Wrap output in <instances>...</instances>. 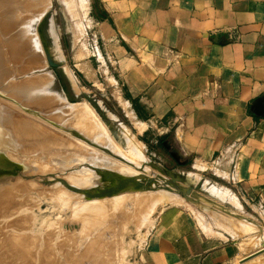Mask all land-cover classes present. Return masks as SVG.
Instances as JSON below:
<instances>
[{"label": "rangeland", "instance_id": "374dc122", "mask_svg": "<svg viewBox=\"0 0 264 264\" xmlns=\"http://www.w3.org/2000/svg\"><path fill=\"white\" fill-rule=\"evenodd\" d=\"M63 1L68 2L71 8L70 14L66 15L68 20L60 7ZM41 3L43 5L39 3V6H34L35 9L25 4L27 10L21 16L22 21L17 23L19 26L16 25L14 29L8 24L12 31L6 29L5 34L3 31L0 33L1 54H5L7 49L3 45L10 38L17 40L20 36L19 40L24 42L29 51L23 56L26 58L24 68L21 64L11 63L8 58L3 63L8 70L3 68L0 75L4 76L2 79L9 78L2 86L12 81L28 83L33 79L34 85L47 99L40 104L45 107L26 109L16 101L10 102L0 91V125L2 121L4 127L9 124L5 128H14L15 125V129L11 128L10 132L12 136L17 135L13 139L9 135V146L0 148V201L5 195L10 200V194H16L12 202L0 207V248L4 246L5 252L0 255V263L41 264V252L45 248L51 250L52 257L55 256L53 264H142L145 238L155 217L160 210L172 204L189 210L202 231L220 237H224L225 232L239 239L240 247L248 253L246 256L254 253L264 242V228L259 230L257 223L251 220L253 217L241 215L233 208L235 205L231 201L228 202L232 204L230 206L203 192L201 188L205 183L215 187L224 186L222 181L212 175L208 169L210 165L195 162L190 156L182 154L171 133H164L160 125L151 123L144 111L141 110L144 117L138 115L136 103L125 94L116 67L105 56L101 30L92 13L93 0H85L82 4L78 0H42ZM5 6L0 5V27L2 24L6 26V13L11 8ZM51 14L56 28L51 27L50 30L48 24ZM2 16L6 20L1 21ZM39 25L49 53L60 63V67L47 64L36 30ZM20 27L24 32H21ZM24 33L28 36H22ZM58 52L63 57L59 58ZM16 62L20 63L21 60ZM22 68L25 70L21 72ZM6 72L11 73L12 78ZM10 113L16 116L12 118L14 120L8 121ZM20 118L21 122L38 123L42 133L56 134L58 141L62 140L61 143L52 141L55 143L50 142L49 147L36 150H28L19 145L17 137L22 127ZM119 126L124 127L128 138L133 137V142L143 144L147 162H138L128 156L124 159L120 155L123 152L116 150L122 145L116 129ZM6 133L3 127L0 128V139L1 134ZM96 136L99 141H94ZM102 139H108L109 145L103 144ZM163 140L177 154L178 160L163 148ZM50 147L66 151L74 161L54 164L48 152ZM96 161H102L103 164ZM119 166L126 167L127 172H117ZM164 170L184 172L188 178L191 174L190 177H198L196 184H200L199 189L191 188L196 195H192V191L184 192V188L190 189L185 177L173 182ZM211 170L219 178L227 179V173L220 167L212 166ZM93 203L100 208L88 209ZM23 217L26 221L22 220ZM13 236L21 240V245L25 238L24 244L30 241V244L36 246L35 259L25 251L21 252L23 247ZM10 243L13 246L10 247ZM11 248H15L14 252ZM16 249L22 254H18L19 250ZM10 251L12 255L8 253ZM24 253L28 257H24ZM242 259L236 260L235 264H247L249 261H240ZM248 264H264V256Z\"/></svg>", "mask_w": 264, "mask_h": 264}, {"label": "crops", "instance_id": "0c3cea01", "mask_svg": "<svg viewBox=\"0 0 264 264\" xmlns=\"http://www.w3.org/2000/svg\"><path fill=\"white\" fill-rule=\"evenodd\" d=\"M96 1L105 56L127 97L182 154L210 165L262 230L264 116L250 104L264 95V0ZM223 234L169 205L145 238L142 264H234L248 254Z\"/></svg>", "mask_w": 264, "mask_h": 264}, {"label": "bare ground", "instance_id": "6f19581e", "mask_svg": "<svg viewBox=\"0 0 264 264\" xmlns=\"http://www.w3.org/2000/svg\"><path fill=\"white\" fill-rule=\"evenodd\" d=\"M41 1L42 0H0V5H6L7 7L8 6H10L11 8H10V11L9 10H7L8 11V13H6V14H8L7 16H6V19L5 18H3V16L1 17V21L3 20L4 21V19L6 20V21H8V22H6L5 21V23L4 22H2V23H4V24H6V26L4 25V26H2L1 25V29H0V33L3 31L4 32V34H5V32H7V30L9 29V26H8V24L9 25H11L12 27H14V29H15V26L17 25V26H19L18 24H19V22H20V20L22 21V15H23V12L24 11H26L27 9L25 8V4H29V6H27L28 8H34V6L36 7L37 6V4H38V6H39V3H40V5L42 4L41 3ZM44 1V0H43ZM79 1V3L80 4H82L85 0H78ZM43 5V4H42ZM5 6V7H6ZM33 6V7H32ZM45 6H47V5H45ZM2 7V6H1ZM60 7H61V10H62V12H63V14H64V17H65V19H67L68 20V18H67V16L70 14V10H71V8H70V6L68 5V2H65V1H63V2H61L60 3ZM38 8V7H37ZM36 8V11L38 12V9ZM45 8V7H44ZM49 8V7H48ZM47 8V9H48ZM51 8V7H50ZM2 9H4V8H2ZM35 9V8H34ZM40 10H42V9H39V11ZM30 11H31V9H30ZM30 13H32L33 14V12L31 11ZM45 13V12H44ZM34 14H36L35 12H34ZM53 14V13H52ZM52 14H51V18L49 19V24H48V29H52L53 27L54 28H56V25H55V22H54V18H53V16H52ZM1 15H4L3 13L1 14ZM67 15V16H66ZM37 16V15H36ZM47 17V16H46ZM31 18V17H30ZM32 19V18H31ZM34 21V25H35V21H36V19H34L33 20ZM18 23V24H17ZM31 24H32V22H30ZM30 24V25H31ZM29 25V26H30ZM16 26V27H17ZM33 26V25H32ZM23 27V26H22ZM31 27V26H30ZM33 27H36V26H33ZM52 27V28H51ZM21 28V27H20ZM24 28V27H23ZM32 28V27H31ZM30 28V29H31ZM7 29V30H6ZM22 29V28H21ZM21 29H19L18 28V30L20 31ZM35 29V28H34ZM4 30H6V31H4ZM9 30H11V29H9ZM8 30V31H9ZM18 30H16V31H18ZM24 29H22L21 30V32L23 31ZM37 31H38V26H37V29H36ZM12 31V30H11ZM18 31V32H19ZM24 32V31H23ZM39 32V31H38ZM7 34V33H6ZM10 34V33H9ZM21 34V33H20ZM19 34V35H20ZM25 34V33H24ZM17 35V34H16ZM18 36V35H17ZM22 36H24V37H27L28 35H22ZM39 36H40V34H39ZM24 37H22V38H24ZM20 38H21V36H20ZM19 38V39H20ZM18 38H17V40L16 39H14V38H10L4 45H3V47H6V52H5V54H1V52H0V72L3 70V68H4V65H3V63L5 62V61H7V58L10 60V62L11 63H15V64H21L22 65V67L24 68V65H26V58H23V56L24 55H26V52L28 51L27 50V46L24 44V42L23 41H21V40H19ZM40 39H41V37H40ZM27 41V40H26ZM27 44V43H26ZM47 48H48V46H47ZM25 51V52H23L22 53V51ZM29 52V51H28ZM33 52V51H32ZM48 52H49V50H48ZM50 54V53H49ZM51 55V54H50ZM57 56L59 57V58H61V56H62V54L60 53V52H58L57 53ZM51 57H52V55H51ZM63 57V56H62ZM18 60H21V62L20 63H17L16 61H18ZM55 60V59H54ZM56 61V60H55ZM56 62H58V61H56ZM59 63V62H58ZM9 64V63H8ZM6 68V67H5ZM4 68V69H5ZM22 68V70H21V72L23 71V70H25V69H23ZM27 68V67H26ZM7 69V68H6ZM6 69H5V71H6ZM8 70V69H7ZM8 72V71H7ZM7 72H6V74H7ZM12 72V71H11ZM18 72H20V71H18ZM65 72V71H64ZM13 73V72H12ZM25 73V72H24ZM5 74V73H4ZM3 74V75H4ZM5 74V75H6ZM64 74H66V73H64ZM7 75H10L11 76V73L9 74H7ZM15 75V74H14ZM0 76H2V74L0 75ZM16 76V75H15ZM4 76H2L1 78H0V80L3 78ZM6 77V76H5ZM8 78H9V76H8ZM7 77H6V79H8ZM10 78H12V76L10 77ZM13 78H14V76H13ZM6 79H2V81H0V86H2V84L5 82V80ZM33 80V79H32ZM31 80V82L33 83V81ZM13 82V81H12ZM8 83L7 85L5 84L4 86H2L1 88H0V91H1V94L3 95V94H5V95H3V96H7L6 98H8L9 100H10V102H17L18 103V105H21V107H24V108H26L27 109V107H31V109H32V107H34L35 109L37 108H40L41 107V103H43V101H46L47 99H44L45 97H44V95L43 94H41L40 92H39V90H38V87L36 86V85H34V83L32 84L31 82H30V80L28 81V83H27V81H26V83H18V82H20V81H17L16 83H15V81L13 82V83ZM30 83V84H29ZM54 93V92H53ZM4 102V101H3ZM101 103V102H100ZM14 104V103H13ZM41 104V105H40ZM6 105V104H5ZM7 106V105H6ZM0 107H1V105H0ZM8 107L10 108L11 107V105L10 104H8ZM42 107H45V106H42ZM41 107V108H42ZM13 108V107H12ZM47 108V107H46ZM45 108V109H46ZM25 109V110H26ZM44 109V108H43ZM44 109V110H45ZM2 110V109H1ZM41 110V109H40ZM42 111V110H41ZM46 111V110H45ZM9 112H11V111H9ZM13 112V111H12ZM6 114V113H5ZM7 115V114H6ZM15 116L16 115H13L12 113H10L7 117V119H8V121L9 120H11L12 118H15ZM19 117V116H18ZM114 117H112V119H113ZM3 119V118H2ZM4 119H5V117H4ZM6 119V120H7ZM5 120V121H6ZM12 120H14V119H12ZM18 120V119H17ZM114 120H117V119H114ZM1 121V120H0ZM1 123V122H0ZM9 123H12V121H10ZM16 123V122H15ZM20 125H22V127H21V129H20V131H19V135H18V139L17 138H15V139H17V140H15V141H17V143H19V145H23L24 147H27V149L28 150H36L37 148H42V149H44V148H46V146H50V142H52V141H55L56 143H57V141H58V139L56 138V134H54V133H50V134H47V133H42V131H41V129H39V126H37L38 125V123H37V125H35V123H33V122H29V121H23V122H21V118H20ZM18 124V123H17ZM16 124V125H17ZM2 125V126H1ZM0 125V128H4L5 129V131L6 132H8V133H6V134H1V139H0V148H2V149H4L5 148V146H9L8 144V142H7V139L9 138V135H11V137H12V139H13V136H17V135H13L12 136V134H11V132H10V130H11V128H13V127H11L10 129L9 128H5V127H7L9 124H7V126H5L4 127V125H3V121H2V124ZM12 125H13V123H12ZM122 125V124H121ZM6 129H8V130H6ZM13 129H15V125H14V128ZM85 129H88V128H85ZM116 129H117V132H118V134L120 135V138L122 139V147L120 146V147H117V149L116 148H114V149H116L117 151H119L120 152V150H121V152H123V153H121L120 155L124 158V159H126V157L125 156H128L130 159H135V160H137L138 162H147V157L145 158V156H144V146H143V144L142 143H135V142H133V137L132 138H128L127 137V135H126V133L127 132H125L124 131V127L123 126H119V127H116ZM128 130V129H127ZM58 132V131H57ZM87 131L85 130V133H86ZM13 133V132H12ZM14 133H16V132H14ZM100 136H102V135H100ZM131 136V135H130ZM129 136V137H130ZM95 140L94 141H99L100 139L98 138V136H96V138H94ZM61 141L62 140H59L58 142L59 143H61ZM55 142H52V143H55ZM67 142V141H66ZM102 142H103V144H107V145H109V141H108V139H102ZM58 145V144H57ZM48 146V147H49ZM52 146V145H51ZM53 146L55 147V145L53 144ZM58 147V146H57ZM51 148V147H50ZM49 149V148H48ZM80 149V148H79ZM49 154H50V156H51V162H53L54 164H68V161H70V162H72V161H74V159H73V157H70L69 158V154L67 155V153H66V151H62L61 149L60 150H57V149H54V148H51L49 151ZM82 152V151H81ZM88 152V151H87ZM83 155H85V154H83ZM86 155H88V154H86ZM70 156H72V155H70ZM89 156V155H88ZM120 156V157H121ZM98 158H100V157H98ZM89 159V158H88ZM91 159H92V157H91ZM130 159H127V161H132V160H130ZM83 160V159H82ZM95 160V159H94ZM103 160V159H102ZM106 160V159H105ZM108 160V159H107ZM93 162V161H92ZM96 162H99L100 164L102 163L103 164V162L102 161H96ZM95 162V163H96ZM133 162V161H132ZM106 163H107V161H106ZM109 163H110V161H109ZM111 164V163H110ZM114 164H116V163H114ZM119 164V163H118ZM117 164V165H118ZM105 165V164H104ZM101 166V165H100ZM109 166V165H108ZM115 166V165H114ZM96 167H98V166H96ZM115 168V167H114ZM114 168H112V169H114ZM192 168V167H191ZM193 169V168H192ZM115 172H116V169H115ZM117 172H120V173H126L127 172V169H126V167H121V166H119V168H118V170H117ZM81 173V172H80ZM79 173V174H80ZM187 173V172H186ZM82 174V173H81ZM166 175L168 176V177H170V180H172L173 182H178V181H181V180H183V177H185L188 181L186 182V183H188L189 184V188L190 189H187V187H186V189L184 188V192L185 193H190L192 190H191V188L193 189V190H198L199 189V186H200V184H196L197 183V181H196V179L198 178H195L194 176H192V177H190L189 176V178L186 176V174H184V172L182 173V172H180V173H174V172H172V171H170L169 173L168 172H166ZM195 175V174H194ZM86 179V178H85ZM196 181V182H195ZM191 182H192V184H191ZM194 182V183H193ZM191 184V185H190ZM196 184V186H193V185H195ZM202 190H204L203 192H205L206 194H208L209 196H213V197H215L217 200H220V201H224V203H228V202H232L234 205H235V207L233 206V208H235V209H237V211L239 212V213H243L242 212V208L240 207V205H239V202H238V200H237V198H236V196L227 188V187H225V186H217V187H215V186H212V185H210V183H208V185H206V183L204 184V186H202V188H201ZM192 193V195H196V193L194 192V191H192L191 192ZM11 195V199L10 200H7L6 198H8V196L7 195H5L4 197H2L3 199L0 201V207L2 206V205H5L6 203H8V202H12L13 200H14V195H16V194H10ZM10 197V196H9ZM186 199H188L189 200V198L188 197H185ZM97 202V201H96ZM85 203V202H84ZM90 203V202H89ZM88 203V204H89ZM101 204V203H100ZM229 204V203H228ZM230 206L232 205V204H229ZM84 207V206H83ZM99 206L97 205V204H95L94 205V203H93V205L91 204L89 207H88V209L89 208H98ZM100 208V207H99ZM19 210V209H18ZM86 210H87V208H86ZM92 210V209H91ZM84 212V211H83ZM21 213H23V212H21ZM21 219V218H20ZM22 220H24V217H23V219ZM24 221H26V219L24 220ZM20 222H21V220H20ZM19 222V225L21 224ZM24 223V222H23ZM239 223H241V222H239ZM27 224V223H26ZM29 225V224H28ZM242 225H243V222H242ZM246 225V224H245ZM245 225H244V227H245ZM5 226V225H4ZM246 227H248V226H246ZM245 227V228H246ZM22 228V227H21ZM241 228H242V226H241ZM244 228V229H245ZM24 229V228H23ZM24 234H25V232H24ZM28 233H26V235H27ZM13 235H15V234H13ZM25 235V236H26ZM15 236H17V235H15ZM19 236V235H18ZM24 236V235H23ZM21 237L22 239L25 237ZM30 236H31V234H30ZM29 236V237H30ZM14 237V236H13ZM28 237V238H29ZM6 238V237H5ZM16 237H14V239H15ZM20 238V239H21ZM27 238V237H26ZM1 239V238H0ZM11 239H12V237H11ZM18 238H16V240H17ZM8 240V239H7ZM16 240H14V241H16ZM19 240V239H18ZM17 240V241H18ZM25 238H24V240H23V244L21 245V240H19V243H20V245L23 247L22 249L19 247V246H17L18 248H20L22 251V253H23V251H25L27 254L29 253V255L31 256H33V258L35 259V256L37 255V254H35V249H36V246L35 245H33V244H30L31 242L29 241V243L26 245V244H24L25 243ZM29 240V239H28ZM3 241V240H2ZM12 241H13V239H12ZM16 241V242H17ZM8 242V241H7ZM10 242V241H9ZM15 242V243H16ZM1 243V242H0ZM18 243V244H19ZM32 243H34V242H32ZM9 244V243H8ZM7 244V246H9ZM18 244H15V245H18ZM35 244V243H34ZM261 245H264V242L261 244ZM261 245L259 246V247H257L255 250H258V249H260L261 248ZM1 246H3V245H1ZM6 246V245H5ZM6 246V247H7ZM11 246H13V245H11V243H10V247ZM28 246V247H27ZM10 247H8V249L10 250ZM15 247V246H14ZM47 247V246H46ZM2 248V247H1ZM0 248V249H1ZM3 248H4V246H3ZM3 248L1 249L3 252L0 254L1 256H2V254L4 253L5 254V252H4V250H3ZM16 248V247H15ZM15 248H13V249H15ZM50 248V247H49ZM12 248H11V250H13ZM43 249V248H42ZM5 250L6 251H9V250H7L6 248H5ZM17 250V249H16ZM15 250V251H16ZM19 250V249H18ZM17 250V251H18ZM16 251V252H17ZM51 251V250H50ZM50 251H49V249H45L44 248V250H42V252H41V257H42V260H41V264H53L52 262H53V259H54V257H52L53 255L50 253ZM13 252H14V250H13ZM20 252V250H19V253L18 254H20L21 253ZM38 254H39V252L38 251H36ZM256 252V251H255ZM8 253H10V255H12L11 254V251L10 252H8ZM21 253V254H22ZM54 253V252H53ZM7 254V253H6ZM16 254V253H15ZM20 254V255H21ZM64 254V253H63ZM251 254H253V253H251ZM24 255H25V253H24ZM40 255V254H39ZM38 255V256H39ZM52 255V256H51ZM65 255V254H64ZM27 255H25L24 257H26ZM30 256H29V258H30ZM249 256V255H248ZM263 256L264 255H262V254H257V255H253V256H250V257H248L247 259L249 260L248 262H247V264L248 263H252L253 261H256V260H261V258H263ZM5 257H7V256H5ZM9 257V256H8ZM11 257V256H10ZM9 257V258H10ZM20 258H22V256H19ZM28 257V256H27ZM38 258V257H37ZM249 258H251V259H249ZM15 259H17V256H16V258ZM24 259V258H23ZM13 260V259H12ZM18 260V259H17ZM16 260V261H17ZM20 260V259H19ZM31 260V259H30ZM39 260V259H38ZM4 261V260H3ZM2 261V262H3ZM36 261V260H35ZM245 261V260H244ZM7 262H9V261H7ZM12 263H14V262H12ZM32 263V262H31ZM241 263H243V262H241ZM1 264V263H0ZM5 264H6V262H5ZM9 264H11V263H9ZM26 264V263H25ZM28 264V263H27ZM40 264V263H39ZM235 264V263H234Z\"/></svg>", "mask_w": 264, "mask_h": 264}, {"label": "water", "instance_id": "95a60500", "mask_svg": "<svg viewBox=\"0 0 264 264\" xmlns=\"http://www.w3.org/2000/svg\"><path fill=\"white\" fill-rule=\"evenodd\" d=\"M38 31H39V34L41 37V44L43 47V51H44V55H45L47 64L49 66H52V67H60V63L56 62L48 52L47 44H46L45 40L43 39V35H42V31H41V25L38 26ZM250 111L255 116H259V117L264 116V95H261V96L257 97L255 100H253V102L250 104ZM170 154L175 160H178L177 154H174V153H170ZM164 171H165V173L170 172L167 170H164ZM261 253L264 254V245H261L260 249L256 250V252H254L253 254H250L249 256H245V258H243L240 261H244L245 259H247L250 256L261 254Z\"/></svg>", "mask_w": 264, "mask_h": 264}, {"label": "trees", "instance_id": "16d2710c", "mask_svg": "<svg viewBox=\"0 0 264 264\" xmlns=\"http://www.w3.org/2000/svg\"><path fill=\"white\" fill-rule=\"evenodd\" d=\"M92 10H93V15H94V18L98 21H102L105 19V14L100 11V9L98 8V4H97V1L96 0H93V3H92ZM135 107L137 108V112H138V115L140 116H143L144 117V114L142 113L141 111V108L135 104Z\"/></svg>", "mask_w": 264, "mask_h": 264}, {"label": "flooded vegetation", "instance_id": "af4514ba", "mask_svg": "<svg viewBox=\"0 0 264 264\" xmlns=\"http://www.w3.org/2000/svg\"><path fill=\"white\" fill-rule=\"evenodd\" d=\"M161 144L165 150H168L169 153L176 154L173 150H170L172 148L165 142V140L161 141Z\"/></svg>", "mask_w": 264, "mask_h": 264}]
</instances>
